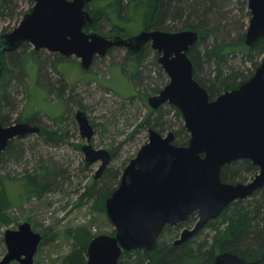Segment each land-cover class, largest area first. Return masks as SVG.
<instances>
[{"label":"water","instance_id":"water-1","mask_svg":"<svg viewBox=\"0 0 264 264\" xmlns=\"http://www.w3.org/2000/svg\"><path fill=\"white\" fill-rule=\"evenodd\" d=\"M92 0H34L31 9L8 33L0 35L2 55L22 43L35 50H47L65 57L74 56L80 68L90 69L94 57H103L114 47L140 54L145 45L158 53V65L168 77L167 84L147 104L157 110L168 104L177 108L189 133L186 145L174 144L173 132L166 135L148 131V141L122 172L118 187L105 201L114 235L93 237L86 248V264H119L123 252L150 253L165 226L174 227L197 218L192 228H184L174 245L196 235L233 202L264 189V56L253 75L239 87L210 100L207 90L193 77L188 51L198 41L193 30L166 32L141 30L122 37L104 36L84 28L93 22L86 6ZM250 19L244 44L255 46L264 37V0H246ZM75 120L81 151L89 164L100 162L98 179L111 160L106 149L91 145L94 127L82 110ZM40 129L26 123L3 126L0 121V154L8 143ZM239 160L258 168L245 183H225L221 169ZM41 241L40 234L27 222L4 232L7 252L0 264H33ZM214 264H263L231 252L215 256Z\"/></svg>","mask_w":264,"mask_h":264},{"label":"rangeland","instance_id":"rangeland-1","mask_svg":"<svg viewBox=\"0 0 264 264\" xmlns=\"http://www.w3.org/2000/svg\"><path fill=\"white\" fill-rule=\"evenodd\" d=\"M17 5L18 15L14 19L0 18V34L13 29L21 19V14L31 8L28 0H17ZM229 6L238 20L237 15L240 14L238 6L235 4ZM87 8L89 9L88 5ZM185 19L171 22L166 30L162 31L184 30L182 21ZM243 19L246 23V32L250 18ZM141 30L143 29L139 24L129 27L131 35ZM93 31L104 36L114 35L106 23H102ZM198 35L201 36L199 33ZM30 50L32 46L28 44L26 51L29 53ZM125 55L123 49L112 50L106 57L96 58L87 72L80 68L78 59L61 58L58 69L63 72L62 78L71 88L66 93L71 101L64 107L61 101H57L52 95L48 96L46 79H43L41 74L38 77L36 66L31 61L27 62L28 75L25 78V87L12 95L13 106L0 109V115L7 120V125L34 117L33 121L39 124L41 133L14 140V157L12 160L4 157L0 161V261L7 252L4 232L16 230L24 222L29 223L33 231L41 236L33 264H69L68 257L75 249V244H79L80 236L87 237L88 240L102 234L114 235V227L106 213L105 201L118 187L122 172L129 161L136 156L140 147L147 143L148 131L155 129L159 132L157 128L140 125L151 115L152 109L147 104L148 98L157 94L154 92L155 89H162L168 82L163 70L160 73L152 71V67L148 65L156 55L147 45L144 64H147V70L151 72L146 71L139 77L135 86L131 85L132 83L119 71V63ZM263 56H259V65ZM33 57L40 60L53 58L55 55L40 50ZM231 63L243 66L240 56H236ZM245 66L251 69L249 63ZM47 77L55 78L50 71ZM77 109L86 114L94 127L91 145L96 149H106L112 155L110 163L103 171L104 175L109 176L107 181L106 178L102 180L101 176L94 179L100 162L89 164L85 161L81 151L85 140L80 137L74 118ZM169 111L166 118L171 120L170 124H174L175 129L159 132L162 135L169 131L176 132L180 126L184 127L182 116L176 117L174 110ZM49 115L55 120L53 121ZM53 122L57 129L62 131L61 134L65 135L59 134L61 137L47 135L46 129L51 128ZM186 133L189 136L187 131ZM42 164L54 167L58 174L56 179L58 186L39 198L17 201L22 192L19 187L20 177L26 173H33ZM108 182V191L100 200L99 190ZM88 191L93 194H89ZM195 222L181 228L178 238L184 228H192ZM212 234V230L204 226L192 238L201 241ZM82 244L85 245L83 241ZM10 264L18 262L13 261Z\"/></svg>","mask_w":264,"mask_h":264},{"label":"trees","instance_id":"trees-1","mask_svg":"<svg viewBox=\"0 0 264 264\" xmlns=\"http://www.w3.org/2000/svg\"><path fill=\"white\" fill-rule=\"evenodd\" d=\"M28 1L32 7L34 0ZM230 4L238 6L240 12L237 15L238 20L232 14ZM88 7L93 22L86 27V30H96L102 23H106L114 35L122 37L131 36L129 32L131 25L139 24L143 30L162 31L166 30L171 22L186 18L182 21L184 22L182 29L193 30L201 35L188 51V57L193 63V77L207 90L210 100L227 90L239 87L248 80L259 66V56L264 55V37L253 47L244 44L246 23L243 18H250L246 0H92ZM17 8V0H0V18L14 19L18 15ZM27 46L28 44H23L17 50L7 52L3 57V63L0 65V109L13 106L12 95L25 87L28 61L36 66L38 77L41 74L43 79H46L48 96L52 95L57 101H61L63 107L68 106L71 98H68L66 93L71 88L62 78L63 72L58 69L62 57L54 54L53 58L37 60L33 56L38 54V51L30 50L28 53ZM144 56L145 50L140 55L126 54L122 60L120 59L119 71L133 86L146 71L151 72L147 70V64H144ZM236 56H240L243 66L231 63ZM156 57L157 55L148 65L152 67V71L156 70L160 73L162 69ZM247 63L251 65V69L245 66ZM48 71L54 74L56 79H49ZM202 71L204 73L201 74ZM160 90L155 89L154 92L158 93ZM170 109L175 111L176 117H181L177 108L165 104L157 110H151L148 120L140 126L157 128L159 132L175 129V125L170 124L171 120L166 118ZM65 111L67 115L68 109ZM49 116L52 119V116ZM33 119L34 117L30 121ZM52 120L54 121L55 118ZM0 121L2 125H7V120L1 115ZM57 128L53 122V126L46 129L47 135L49 137L65 135ZM175 131H172L175 136L174 144L186 145L189 136L184 127L180 126ZM13 143L14 140L10 141L5 151L0 154V161L4 157L12 160ZM257 172L258 168L250 161L239 160L224 166L220 177L225 183H245ZM57 177L54 167L39 165L33 173H26L20 177L19 187L22 192L17 201L39 198L54 190L58 186ZM101 178L109 180V176L104 175V172ZM104 185L99 190L101 193L98 192L100 200L106 195L109 182ZM14 198L13 202H15ZM195 221L196 217L192 215L186 223L174 227L165 226L150 253L142 250L123 252L119 264H214L215 256L226 251L249 261L261 259L264 264V189L257 190L247 199L233 202L216 219L210 221L205 227L212 230L211 236L201 241L192 238L182 244L174 245L179 230ZM90 240L91 238L87 240V237L80 236L79 244H75V249L68 257L69 264H86L85 245Z\"/></svg>","mask_w":264,"mask_h":264},{"label":"flooded vegetation","instance_id":"flooded-vegetation-1","mask_svg":"<svg viewBox=\"0 0 264 264\" xmlns=\"http://www.w3.org/2000/svg\"><path fill=\"white\" fill-rule=\"evenodd\" d=\"M31 9V8H30ZM29 9V10H30ZM86 9H87V6H86ZM27 13V12H26ZM25 13V14H26ZM24 14V15H25ZM23 15V16H24ZM22 16V17H23ZM21 17V18H22ZM20 21V20H19ZM87 27V26H86ZM86 27L84 28V31L86 32V33H88V32H91V31H93V30H86ZM12 30V29H11ZM10 30V31H11ZM10 31H8V32H10ZM8 32H5V33H8ZM2 34V33H1ZM0 34V35H1ZM23 44H28V43H26V42H24V43H22L18 48H20ZM147 45H149V47L151 48V45H150V43H147L146 45H145V47H144V49H143V51L146 49V47H147ZM17 48V49H18ZM16 49V50H17ZM115 49H123V48H117V47H114V48H111L108 52H107V54L105 55V56H103V57H100V58H104V57H106L112 50H115ZM152 49V48H151ZM32 50H35L33 47H32ZM124 51H125V49H123ZM153 50V49H152ZM35 51H40V50H35ZM47 51V50H46ZM142 51V52H143ZM153 51H155V50H153ZM126 52V51H125ZM141 52V53H142ZM7 53V52H6ZM6 53H4L3 55H2V63H3V57L5 56V54ZM140 53V54H141ZM53 54H57V55H59L60 57H62L64 60H69V59H71V57H74V56H70V57H65V56H62V55H60V54H58V53H53ZM126 54H131V53H128V52H126ZM140 54H132V55H140ZM155 55H157V57H156V59H158V53L155 51ZM75 58V57H74ZM96 58H99V57H94V59H93V61L96 59ZM93 61H92V63H93ZM66 63V62H65ZM2 65V64H1ZM80 65V64H79ZM84 71V70H83ZM87 71H89V70H87ZM87 71H85V72H87ZM77 110H80V109H77ZM76 110V111H77ZM76 111H75V113H76ZM33 118V117H32ZM32 118L30 117H28L24 122H16V123H26V124H29V125H32V126H36V127H38L39 129H40V132L39 133H37V134H27V135H25L24 137H27V136H29V135H38V134H40L41 133V127L39 126V124H37V123H35L34 121H30V120H32ZM74 118H75V114H74ZM76 121V120H75ZM16 123H14V124H16ZM77 123V122H76ZM13 125V124H12ZM3 126H9V125H3ZM78 126V125H77ZM78 129H79V127H78ZM23 138V137H22ZM16 139H20V138H15L14 140H16Z\"/></svg>","mask_w":264,"mask_h":264}]
</instances>
